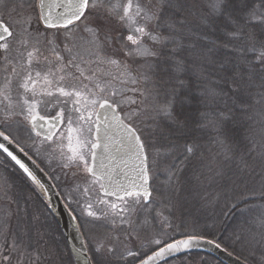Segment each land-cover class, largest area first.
Wrapping results in <instances>:
<instances>
[{"label":"snow or ice","instance_id":"snow-or-ice-1","mask_svg":"<svg viewBox=\"0 0 264 264\" xmlns=\"http://www.w3.org/2000/svg\"><path fill=\"white\" fill-rule=\"evenodd\" d=\"M113 20L127 32L117 37L124 59L105 51ZM33 21L42 28L35 34ZM77 33L93 46L88 59L78 48L74 51ZM18 36L19 57L11 55ZM41 39L52 55L43 59L49 65L55 61L43 75L33 69L42 56ZM0 58L11 66L0 87V153L39 184L10 146L25 152L22 140L58 141L62 167L76 169L89 185L83 189V214L106 227L91 246L85 240L75 249L81 264H166L167 257L202 243L232 255L224 239L248 247L250 255L256 246L264 252V204L258 215L223 238L195 228L186 231L170 219L184 190L181 175L197 147L186 142L177 156L180 146L172 139L177 133L192 127L216 133L223 163L209 168L210 178H224V165L237 159L239 144L229 142V124H260L264 149V0H0ZM128 58L141 61L144 71L134 73ZM103 66L118 71L105 73ZM17 77L13 101L11 84ZM141 82H151L152 88L142 91L137 87ZM127 92L139 93V103ZM194 103L204 110L189 111ZM43 105L69 107L67 114L61 106L55 115H44ZM157 137L166 143L158 145ZM259 155L264 161V151ZM169 156L179 165H166V181L156 187L153 168ZM240 165L241 171L249 167L243 155ZM256 198L254 192L237 193L223 215L250 214ZM259 199L264 201V177ZM42 259L39 239L33 243L27 231L17 235L10 226L0 227V264H41ZM257 264H264V254Z\"/></svg>","mask_w":264,"mask_h":264},{"label":"trees","instance_id":"trees-1","mask_svg":"<svg viewBox=\"0 0 264 264\" xmlns=\"http://www.w3.org/2000/svg\"><path fill=\"white\" fill-rule=\"evenodd\" d=\"M113 33L114 37L110 40L120 45L121 42L117 37L124 35V32H120V34L114 31ZM188 107L189 111L193 113L196 109L204 110L201 105L196 103ZM208 111L211 115V109ZM227 129L229 142H238L239 147L236 149L237 159L224 165L226 173L224 178H210L212 173L209 168L217 166L218 162L223 163L222 157L217 155L220 149L215 143L216 133L211 128L192 127L183 134L177 133L172 137L180 146L176 149L177 156L183 152V146L186 142L195 143L197 147L196 155L187 162L181 175V183L184 189L180 193L182 198H178L177 212L176 214L172 212L170 218L179 222L184 230L187 226H193L197 231L210 234V238L212 235L221 238L229 237L238 223L247 221L250 217L254 218L260 212L259 206L264 204V201L259 199L261 178L264 177V161L259 155L261 151H264L259 146L261 143V125L249 121L243 127L234 128L233 125L229 124ZM145 133L146 140L151 143L153 140L150 134L151 129L146 128ZM245 136H250L251 139H244ZM156 143L163 145L166 141L157 137ZM240 155H243L244 160L249 165L243 171L240 170L243 165H240L239 168L237 166ZM173 162L179 165L178 159L169 156L158 167L153 168L154 186L160 187V181L165 183L164 167ZM196 177H200V179L197 180ZM0 178L4 186L11 189L15 206L14 219L10 222L12 225L10 227L11 232L20 235L27 231L33 243L39 239V246L44 248V251L52 250L57 255L56 262L53 264H59L58 262L61 264L71 263L72 258L66 240L45 199L19 166L3 153H0ZM239 192L255 193L257 198L252 202L255 205L253 211L244 217H241L238 212L229 216L223 215ZM6 218V213L1 216L0 227H3L7 222ZM223 243L228 245V251L250 264H257L259 256L264 254L259 246H256L255 254L250 255L251 249L240 243L233 245L230 239H224ZM202 261H206L207 264H223L205 252L185 254L167 261L166 264H201ZM161 264H165V262Z\"/></svg>","mask_w":264,"mask_h":264},{"label":"rangeland","instance_id":"rangeland-1","mask_svg":"<svg viewBox=\"0 0 264 264\" xmlns=\"http://www.w3.org/2000/svg\"><path fill=\"white\" fill-rule=\"evenodd\" d=\"M32 2V0H25V3ZM142 2H146V0H142ZM24 11H31L30 9H25ZM41 28V26L37 25L35 21H33L32 29H33V34H35V30ZM17 32H22V26H16L15 29ZM124 32V36L127 35L126 30L123 28V26L118 23L117 21L113 20L109 24V35L114 37L113 32ZM121 34V33H120ZM116 35V34H115ZM20 39L18 36L16 39H14L12 43V56H20L21 51H23L19 44L17 43V40ZM103 40V36L101 37ZM89 38L82 33H77L76 36L74 37L73 43L77 46L74 48V51L77 50V48L83 53L85 56V59L90 58L89 53L92 51V45L89 44ZM39 48L41 50L42 56L39 57V62L33 63V69L40 71L41 74L43 75L50 66H54L55 61H53V65H49L44 59V56L49 57V59H52L51 52L48 49V46L43 42V39H41V43L39 45ZM105 51L108 54L115 55L117 58L124 59L123 57V52L121 51L120 45L116 44L115 41L113 40H108L107 44L105 46ZM67 57V53H62ZM132 68L134 73L144 71V68L142 66L141 61H134L131 58H128L126 61ZM93 67H95L93 65ZM17 68H19V65L17 64ZM5 69H7V72H11V66L6 65L3 62V59L0 58V87H3L4 83V76L6 75ZM100 71H103L105 73H111V74H116L117 69L115 67H109V66H103ZM103 79H110V76H104ZM19 78H14L13 82L11 84V98L13 101L16 100L17 97V84H18ZM68 83H71L69 81ZM152 83L151 82H141L139 87L142 91L145 88L151 89ZM114 86L117 88H121L122 85L119 83H114ZM37 87H42V84H38ZM126 95L129 97L136 99L137 102L141 100V97L139 93H133V92H127ZM2 99V97H0ZM46 100L48 99L47 97L45 98ZM55 99V98H53ZM7 101H5L6 103ZM63 106L65 108V113L67 114L68 112V105H56L53 107H49L48 105H43L42 106V114L44 115H55L56 112L59 110V108ZM137 105H131L130 107H136ZM3 108V105L0 104V109ZM3 113L0 111V117H2ZM63 131V128L61 129ZM59 143L58 141L53 144H48V143H40L39 140H37L35 143L32 140H22L21 146L24 147L25 150H28L27 152L33 156V158L41 165V167L48 173L50 178L54 181L55 184L59 187L62 196L64 198L65 203H67L70 208L73 210V213L77 217L79 221V225L83 229V232L86 236V239L89 240L90 246L91 243L94 241L92 238H99L105 235L106 233V227L102 222V225L96 227V223L90 222L91 218L86 217L83 214V205L86 200V196L83 192V189L85 187H88L85 183L86 177L76 171L74 168H64L62 167V159L60 155L59 149L56 147V144ZM66 144V141L64 142ZM66 150V149H65ZM166 181V180H165ZM163 186V181H160V187ZM158 187V186H157ZM181 194L179 196V199H181ZM95 201V195H93V202ZM212 202V201H210ZM67 205V206H68ZM14 211H15V206L13 202V198L11 195V189L9 187H5L2 179L0 178V218L3 216V214H7V222L4 224L3 227L5 226H12L10 222L14 219ZM173 212L176 214L177 212V207L173 210ZM171 219V218H170ZM172 220L173 225L180 224L179 222H176V220ZM1 222V220H0ZM159 228V227H157ZM186 231H192L193 226L186 227ZM41 252L43 253V259L41 264H53L55 263V259L57 255L52 251V250H45L44 248H41Z\"/></svg>","mask_w":264,"mask_h":264},{"label":"water","instance_id":"water-1","mask_svg":"<svg viewBox=\"0 0 264 264\" xmlns=\"http://www.w3.org/2000/svg\"><path fill=\"white\" fill-rule=\"evenodd\" d=\"M10 150H12L14 154L17 155V157L21 159V161L25 163L36 176L39 184L34 183V185L45 199L56 222L58 223L75 264H81L82 258L79 257V254L75 251V249L80 248L85 239L75 215L63 200L54 181L41 167V165L26 151L20 152L15 145L10 146ZM25 153H27V155H25ZM40 185H43V188H41ZM192 252L208 253L223 264H250L232 252V255H229L228 252L223 250V248L216 249L214 246L206 243H202L198 248L182 252L172 257H167L166 262ZM164 262L165 261H161L160 264Z\"/></svg>","mask_w":264,"mask_h":264},{"label":"flooded vegetation","instance_id":"flooded-vegetation-1","mask_svg":"<svg viewBox=\"0 0 264 264\" xmlns=\"http://www.w3.org/2000/svg\"><path fill=\"white\" fill-rule=\"evenodd\" d=\"M33 2H35V0H32ZM56 185V187H57V189L59 190V192H60V194H61V196H62V193H61V191H60V189H59V187L57 186V184H55ZM62 198H63V196H62ZM63 200H64V198H63ZM67 204V203H66ZM68 205V204H67ZM68 207H69V209L72 211V213H73V210L70 208V206L68 205ZM74 214V213H73ZM75 215V214H74ZM76 217V216H75ZM76 219H77V217H76ZM77 221H78V219H77ZM78 223H79V221H78ZM100 225H102V223H96V227H98V226H100ZM80 226V225H79ZM80 229H81V231H82V233H83V236H84V239L85 240H87L86 239V236H85V234H84V232H83V229L81 228V226H80ZM89 254H91V253H89ZM71 255V254H70ZM71 258H72V256H71ZM59 264H61L60 262H58ZM65 264V263H64ZM68 264H75V262H74V260H73V258H72V262L71 263H68Z\"/></svg>","mask_w":264,"mask_h":264}]
</instances>
